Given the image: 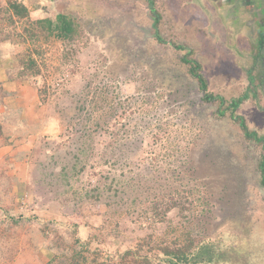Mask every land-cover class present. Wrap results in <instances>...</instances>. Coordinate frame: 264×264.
<instances>
[{"label":"rangeland","instance_id":"1","mask_svg":"<svg viewBox=\"0 0 264 264\" xmlns=\"http://www.w3.org/2000/svg\"><path fill=\"white\" fill-rule=\"evenodd\" d=\"M22 1L34 20L71 14L81 27L72 42L40 41L33 79L18 75L28 45L0 41V264H64L77 238L90 260L99 251L102 264H119L147 235L171 243L185 231L237 250L226 264H264V149L234 120L264 136V83L258 103L221 116L171 45L194 51L212 94L235 98L246 81L234 60L258 58L264 80V4L212 13L206 0H158L161 44L146 0ZM6 7L0 0V29L12 34ZM182 22L194 27L187 41L170 28ZM78 148L83 170L71 173ZM156 213L162 222L136 220Z\"/></svg>","mask_w":264,"mask_h":264},{"label":"trees","instance_id":"2","mask_svg":"<svg viewBox=\"0 0 264 264\" xmlns=\"http://www.w3.org/2000/svg\"><path fill=\"white\" fill-rule=\"evenodd\" d=\"M7 7L4 9V14L6 20L10 27L14 29L12 34L6 33L2 28L0 29V41H9L12 35L17 38L21 43L28 45L25 53L18 56L19 60V78L20 79H33L40 76V66L38 64V58L42 54L39 43L41 40L46 42L56 39L64 42H72L75 38L78 37L80 33L81 25L75 17L67 14H55L54 16L32 19L31 11L26 6L22 0H5ZM153 15L156 17V24L160 22V14L154 10V2L150 4ZM23 23L21 31L19 32L18 24ZM252 41V39L250 40ZM254 52V51H253ZM186 64L190 65L189 72L190 74L197 79L201 88L207 90V83L200 73L201 67L199 64L192 63L191 61L185 60ZM249 66H252L250 71V77L252 78V84L255 77L261 83H264L256 72L257 68L260 67L259 59H253V62L249 63ZM245 67V64H243ZM253 73L255 75H253ZM40 97H43L47 94V89L44 87L39 92ZM259 95L256 89H248L239 99L233 100L232 102H227L228 106L236 110L244 101L247 99H252L255 103L259 102ZM214 96H207L206 100H213ZM221 102H224V99L218 97ZM240 122L241 127L245 131L246 137L253 139L261 144L264 148V137H258L256 133L249 132L246 128L245 121L242 117H237L236 119ZM0 134H3V127L0 125ZM81 147V146H80ZM79 153H77L73 158L72 162L75 163L72 167L71 173L79 168L80 171L83 170L81 166L80 154L82 149L78 148ZM81 166V167H80ZM259 172L261 175V184L264 187V154L261 156V161L259 163ZM66 174H71L69 171H64ZM67 178V175H66ZM100 196L99 192L96 191ZM176 205V204H174ZM158 206H155V211H157ZM170 209V208H166ZM186 208H183L185 210ZM161 214L156 213L153 218L148 217H138L136 220L151 222L152 224L163 221ZM159 216V218H158ZM161 219V220H160ZM175 229H168L166 234L174 232ZM220 242L209 241V242H200L192 232L185 231L180 238H176L171 243H167L166 240L161 242L154 243L152 234L147 235L144 239L138 242L133 249L127 250L120 256L119 264H226L229 261H235L237 250L223 249L219 246ZM74 254L70 259L66 257L64 259L66 264H102L100 261L102 253L95 251L91 255V260L87 257L85 253L89 252V243H82L78 238L75 240ZM147 247L148 253H143ZM150 251H158V253L150 254Z\"/></svg>","mask_w":264,"mask_h":264},{"label":"flooded vegetation","instance_id":"3","mask_svg":"<svg viewBox=\"0 0 264 264\" xmlns=\"http://www.w3.org/2000/svg\"><path fill=\"white\" fill-rule=\"evenodd\" d=\"M147 1V3H148V5H149V9H150V12H151V14H152V16H153V19H154V22H153V29H154V31H155V34H154V38L159 42V43H161V44H163L165 41L162 39V34H161V27H162V22H164V16H163V13L161 12V11H159L158 10V0H146ZM177 1H180V0H177ZM198 1L199 0H197V4H198ZM151 2H154V10L156 11V12H158L159 14H160V22H159V24L157 25L156 24V17L153 15V11L151 10V6H150V4H151ZM206 6L208 7V5H209V9L212 7V13L214 12V10H216V11H222L223 9H227V6L230 8V7H232V5H238L239 6V9H237L236 7V9L235 10H237V11H239V12H242V11H246V12H249V11H254V8L256 7H258V8H260L263 4H264V0H206ZM198 11H199V14L197 13V15L196 16H194V17H197L198 19H199V24H200V21L202 22V24H207L208 23V18L206 17V18H204L205 17V15L203 14V13H200V10H199V7H198ZM166 12H167V7H166ZM211 13V14H212ZM61 14H64V13H61ZM67 15H71V14H67ZM73 16V15H72ZM74 17V16H73ZM168 19V18H167ZM219 22V20H217V21H215L213 24L215 25L214 27H218L219 25L217 24ZM259 22L261 23V24H264V16L263 17H259ZM221 23V22H220ZM199 24H197V25H199ZM220 28V30L222 29V24H221V26H219ZM170 28L172 29V30H176L177 31V33H179L181 36H184V40H188V36H189V34H191L192 32H193V28L194 27H191L190 25H187V24H185L184 22H182L181 24H179V23H176V24H171L170 25ZM182 31V32H181ZM168 43H170V42H168ZM171 45H172V47L174 48V49H176V50H178V51H181V52H184V51H186V53L181 57V62L184 64V65H186L187 67H188V74L192 77V78H194L191 74H190V72H189V69H190V65L189 64H186L185 63V60H187V61H191L192 63L194 62V63H196V64H199L200 65V67H201V70H200V73L202 74V76L204 77V79H205V81H206V83H207V90H203L202 88H201V86H200V84H199V82L197 81V79H195L196 80V82H197V84H198V86H199V89H200V92H201V98H202V100L203 101H205V102H208V103H211V102H217V103H219V110H218V113H219V115H221V116H224L227 112H230L231 114H234L235 113V111H237L244 103H247L249 100H251V101H253L252 99H247L246 101H244L236 110H234L233 108H231V107H229L228 106V104H227V102H232L233 100H236V99H239L246 91H248V89H250V88H252V89H256L257 90V93L259 92L258 90L261 88H259V83H260V81L255 77V79L254 80H256V81H253V84H252V78L250 77V71L252 70V66H249L250 64L248 63V62H245V67H243V64L242 65H239L238 64V62H236L235 60H234V63H233V66H231L232 67V69H233V67H234V70H235V72H237V73H239V74H241V75H244L245 77V83H246V85H245V87H244V90L242 91V94L241 95H239V96H237V97H235V98H232V99H230V100H226L223 96H221V95H215V94H212L209 90V88H210V86H209V83H208V81H207V79L205 78V75H204V73H203V67H202V65L199 63V62H197L196 60H194L192 57L194 56V51L191 49V48H189V49H187L186 47H184L183 45L181 46V45H178V44H175L174 42H172L171 43ZM240 49V48H239ZM233 70V71H234ZM253 75H255L254 73H253ZM263 81V80H262ZM258 83V84H257ZM207 96H214L215 97V99H213V100H206V97ZM218 97H221V98H223L224 99V101H225V103L224 102H221V100H219L218 99ZM259 98V97H258ZM234 115H232V117H233ZM237 117H242V116H237ZM237 117H235V122H237V123H239V126H240V129L242 130V132H243V134H244V137H245V139L247 140V141H250V142H255L256 144H261V143H259V142H257V141H255V140H253V139H249V138H247L246 137V134H245V131L243 130V128L241 127V124H240V122H238L236 119H237ZM243 119H244V121H245V125H246V128L248 129V131L249 132H254V133H256L257 134V136L260 138H262V137H264V136H259L258 135V133L257 132H255V131H250L249 130V127L247 126V123H246V120H245V118L244 117H242ZM262 145V147H263V144H261ZM264 149V148H263ZM263 154H261V156H262ZM261 156H260V159H259V161H258V165H257V171H258V173H259V178H260V184H261V175H260V172H259V163H260V161H261ZM261 186H262V184H261ZM263 187V186H262ZM264 188V187H263Z\"/></svg>","mask_w":264,"mask_h":264},{"label":"crops","instance_id":"4","mask_svg":"<svg viewBox=\"0 0 264 264\" xmlns=\"http://www.w3.org/2000/svg\"><path fill=\"white\" fill-rule=\"evenodd\" d=\"M211 10H212V7H211ZM213 11V10H212Z\"/></svg>","mask_w":264,"mask_h":264}]
</instances>
